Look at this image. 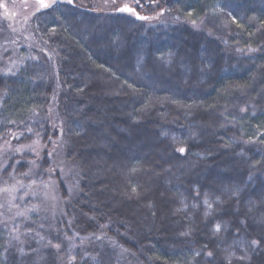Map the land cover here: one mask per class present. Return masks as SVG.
<instances>
[{
  "label": "trees",
  "instance_id": "obj_1",
  "mask_svg": "<svg viewBox=\"0 0 264 264\" xmlns=\"http://www.w3.org/2000/svg\"><path fill=\"white\" fill-rule=\"evenodd\" d=\"M97 1L0 4V264H264V0Z\"/></svg>",
  "mask_w": 264,
  "mask_h": 264
},
{
  "label": "rangeland",
  "instance_id": "obj_2",
  "mask_svg": "<svg viewBox=\"0 0 264 264\" xmlns=\"http://www.w3.org/2000/svg\"><path fill=\"white\" fill-rule=\"evenodd\" d=\"M96 1V4L100 6V3L102 1ZM49 4L51 5L54 0H20L18 2H14L13 0H0L1 6L4 7L5 15L9 18L10 23V31L19 34L20 38L24 41H30L33 40L32 36L29 32L30 29V16H32L34 13H36L40 8L43 7V4ZM126 4L123 1H117L116 5L118 7H122ZM134 5V4H132ZM160 15V12L157 14ZM156 15V16H157ZM9 38L6 40L0 39V57L3 55V48L6 47ZM11 39V38H10ZM10 63V62H8ZM8 66V65H7ZM11 67V65H10ZM58 99V97H57ZM55 107V106H54ZM51 108V116L53 117L55 108ZM44 148L39 143H34L33 145H19L16 148H13L11 144H2L0 146V180H4V184L0 186V214L4 215L7 214L9 211V222H12L14 224V220L20 216L21 213L19 211H14L13 206L18 203L20 206L24 204V202L29 198H34L35 196L41 195L42 197L47 195L46 191H43L45 189V186H52L53 182L55 180H58L57 178L50 177V179L47 181H41L38 182V184H34L28 189H30L27 193L22 192L25 187V181L24 179L19 178L16 176V173H8L7 177H3V172L6 170L11 157H18L22 158L24 156V153L34 154L35 157L32 159L34 160V163L41 164L43 162V152ZM24 152V153H23ZM53 155L56 157V155L59 156V161L62 160L61 151L58 149L52 150V153L50 154V157L53 159ZM57 159V158H56ZM20 159H18L19 161ZM61 168V166L59 165ZM66 170V167H65ZM68 169L66 173L64 172L63 176L67 180L68 176ZM11 180H17L14 183H11ZM43 184V187L40 189L39 186ZM39 185V186H38ZM27 189V190H28ZM44 198V197H43ZM98 236H101V233L98 234ZM97 236V237H98ZM99 238V237H98ZM117 241V239H116Z\"/></svg>",
  "mask_w": 264,
  "mask_h": 264
},
{
  "label": "snow or ice",
  "instance_id": "obj_3",
  "mask_svg": "<svg viewBox=\"0 0 264 264\" xmlns=\"http://www.w3.org/2000/svg\"><path fill=\"white\" fill-rule=\"evenodd\" d=\"M68 3L71 4L72 3V0H68ZM50 5L49 4H43V7H49ZM120 11H132L131 9H128V8H123V9H120ZM141 19H145L144 17H140ZM195 23V22H193ZM179 151L183 152L184 149L181 148ZM133 171H135V169H133ZM133 191H135V189H133ZM205 203H208L207 200H205ZM209 207H211V205H209ZM217 230H219V225H217ZM253 244H258L257 241H253ZM56 248H59L60 246L59 245H55ZM209 256H211L212 254L211 253H208Z\"/></svg>",
  "mask_w": 264,
  "mask_h": 264
}]
</instances>
